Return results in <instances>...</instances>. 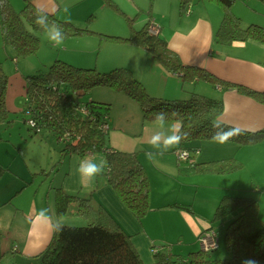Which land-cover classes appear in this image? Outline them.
<instances>
[{
    "label": "crops",
    "instance_id": "obj_1",
    "mask_svg": "<svg viewBox=\"0 0 264 264\" xmlns=\"http://www.w3.org/2000/svg\"><path fill=\"white\" fill-rule=\"evenodd\" d=\"M9 1L14 7L25 5V0ZM79 1L81 0H75L74 3ZM33 3L38 8L56 14L60 9L57 0H33ZM94 9V5H89L86 12L94 11ZM171 9L172 18L154 19L158 25L154 22L152 25L158 26L160 36H163L169 46L179 53L185 64L204 67L222 79L243 84L257 91H264V45L253 40L235 41L229 44L215 42L214 34L223 16L222 9L217 3L208 0L195 1L190 15L181 12L179 0L176 7L178 13ZM232 10L241 18L243 26L264 23V0H238ZM86 38L93 37L88 35ZM3 42L0 33V47H3L5 43ZM91 42L94 41L91 40ZM129 45L143 52L140 53L142 59L139 65H143L140 67L143 69L140 74H136L137 70L133 69V65V67L127 66L122 60L114 59L116 61L114 65L131 68L137 78L140 76L139 79H142L143 83L144 81L147 83V79L155 83L156 80L153 78L160 81L156 83V85H162L158 88L146 86L153 95L163 98L185 96L186 92L183 88L185 84L178 76L168 73L151 54L148 55L149 52L146 49ZM4 47L6 52L5 55L0 53V63L1 59H14L17 64L22 59L16 56L11 46L7 48V45H4ZM58 57L69 59L60 54ZM9 71L13 73L10 74ZM32 71L35 70L29 69L25 72L19 68L13 70L7 68L6 71L8 76L6 103L12 122L0 123V264H13L18 257L38 255L51 241L55 224L65 223L67 216L58 218L55 214V188L57 187L83 197L92 195L95 200L103 204L126 232L132 235L133 245L145 264H152L155 261L154 250L160 249L159 244L165 245L172 242L179 245L183 251L186 249L189 253L195 251V245L199 244V235L205 229L214 227L212 225L214 222L207 221V216L195 210L196 195L190 199L185 196L192 190L182 192L181 188L174 185V183L179 184L180 175L224 176L223 179L217 180L223 185L221 187L223 193L221 192L222 195L217 199L214 209L227 194L238 195L250 192L252 196L258 198L260 216L264 220V199H262L264 198L262 196L264 194V139L243 146L233 142L226 145L209 141L203 145L202 142L199 151L194 152L197 155L192 158V162L234 158L242 163V168L225 174H187L181 169L189 166L191 162L187 161L189 163L187 166H181L182 161H179L175 154V150L180 147L172 149L163 156H159V150L151 147V135L166 132L167 128L161 129L154 122H144L140 105L125 95L126 97L123 98L129 101L128 105L131 104L137 112L134 109H127L125 121L121 119L122 126L118 124L121 127L119 129L114 120L112 125L109 121L107 146L115 150L136 153L147 172L151 186V210L140 221L125 206L116 190L108 184L106 175L90 183L77 173V157L106 160L104 152H100L103 155L86 153L61 156L62 145L51 133L44 130L35 132L23 117L26 125L19 121L18 114L24 115L23 110L27 100L24 76ZM143 71L148 73L145 78L142 76ZM154 75L159 77H153ZM169 79L173 80L171 85H169ZM97 90L91 94L90 98L110 101L101 98L104 97L101 95L103 91L97 92ZM200 92L223 99L220 121L249 131L264 128V103L257 99L236 89L222 90L213 86L211 89L203 87ZM188 145L196 146L198 143L192 142ZM146 153L156 155L157 158L150 161ZM39 172L40 174H37ZM194 183L189 186L196 188L198 184L196 181ZM173 203L189 205L191 211L169 206ZM41 209H49L51 219L41 217L39 215Z\"/></svg>",
    "mask_w": 264,
    "mask_h": 264
},
{
    "label": "trees",
    "instance_id": "obj_2",
    "mask_svg": "<svg viewBox=\"0 0 264 264\" xmlns=\"http://www.w3.org/2000/svg\"><path fill=\"white\" fill-rule=\"evenodd\" d=\"M195 1L201 0H180L181 12L186 15L189 2L192 8ZM208 1L217 3L223 12L214 34L215 42L229 44L253 40L264 45V26L257 23L243 26L241 18L233 12L232 7L238 0ZM106 3L120 9L113 0H106ZM37 8L33 0H25V5L20 10L9 0H0L1 36L5 44L13 47L17 57L25 58L39 50L44 31L35 23ZM43 11L48 14L50 21L63 28L66 37L98 35L101 42H126L143 47L168 73L178 76L183 84L189 82L192 85L202 81L222 90L236 89L264 103V91L222 79L204 67L185 64L179 53L169 46L159 32H150L151 18L141 28L131 27L129 34L122 36L94 29L91 24L93 15L79 25L69 19H60L55 12ZM110 69L107 71L95 66L76 65L57 57L46 70L39 69L26 74L24 120L27 122L28 117L34 120L35 126L29 127L35 132L44 130L51 133L62 145L61 156L104 152L108 163L104 175L107 176L108 184L141 221L151 210V186L147 172L136 153L107 146L111 103L86 96L98 87L114 89L135 100L141 107L143 121L148 123L155 121L154 113L160 110L178 113L176 117L169 119L180 121L181 131L188 133L187 139L179 147L194 152L199 151L203 141L213 142L211 137L214 122L225 126L215 131L226 132V128L232 125L219 120L223 112V99L220 97L187 90L188 94L184 97L163 98L151 94L131 68L115 65ZM7 87L8 76L0 64V123L12 122L6 103ZM105 123L108 124L106 130L102 127ZM263 139L264 128L247 130L245 135L234 137L231 142L243 146ZM192 142H197L198 145H188ZM240 168L242 163L231 158L191 162L181 171L187 174H225ZM73 204L76 205L75 208ZM169 206L191 211L186 204L173 203ZM54 208L58 218L74 214L84 217L87 223L73 226L59 222L60 230L54 228L51 241L41 253L18 257L13 264H145L133 245L132 235L92 195L83 197L57 187ZM234 210L239 212L227 223L224 234L230 258L213 259L210 252L202 249L191 251L186 257H173L170 252L158 249L154 252L155 261L152 264H244L245 261L264 264V220L260 216L258 198L250 192L227 194L217 205L211 221L227 217Z\"/></svg>",
    "mask_w": 264,
    "mask_h": 264
},
{
    "label": "rangeland",
    "instance_id": "obj_3",
    "mask_svg": "<svg viewBox=\"0 0 264 264\" xmlns=\"http://www.w3.org/2000/svg\"><path fill=\"white\" fill-rule=\"evenodd\" d=\"M57 1H58V6H60L59 7L60 9L57 12V16L60 19H69L73 21L74 23L80 25V24H83L84 21L89 16L93 15L91 17L92 19L91 24L94 29L102 33L122 35V36L128 35L131 30V27H134L137 29L141 28L145 24V22L150 18V16H151L152 22H154L156 25H158V23L155 22L154 19L158 18L160 20L162 18H165V19L172 18L171 8H173L174 12H176V7L178 5V0H113L116 4H118V7L120 8L118 10L108 5L106 3V0H81L78 3H74L75 0H57ZM101 1L103 4L101 3ZM89 5H94V8H95L94 11L86 12V9H88ZM15 8L17 10H20L22 7H20L19 5H16ZM176 13H178V11ZM66 15L70 16L72 19L67 17ZM261 25L264 26V23H262ZM102 30H106V31H102ZM90 36L93 38H86L88 37V35H86V37L85 36H69V37H66L62 45L57 47L53 42H50L48 36L45 33H43L40 39L39 50L36 54L20 59L19 62H17V64L14 59H1L0 64L5 73L7 71V68L8 70L19 68V69L24 70L25 72L29 69H32L35 71L40 69L44 71L48 68V66L52 64V62L60 54V56H65L69 58V59H63V60H68L70 62L72 61L74 62L73 64H76V65L82 64V66H92V67L95 66L99 69L107 70V71H110L111 70L110 68H112V66H115L114 64H116L115 63L116 61L114 59L124 61V63L127 66L133 65L135 67L134 68L132 66L133 69L137 70L136 74L137 73L140 74V71L143 70V69H140V67H142L143 65H139V61L140 59H142V57L140 56V53H143L141 52V50L140 52L135 50L137 48L131 47V45H129L130 43L111 42L108 40L101 42L100 37L98 35H90ZM161 37L163 38V36ZM83 38H85L86 40L84 41L80 40ZM91 40L94 42H91ZM4 45H7V48L10 46L9 44L4 43L3 47H0V53H2L3 55H5V52H6ZM148 55H150V53ZM80 62H84V63L80 64ZM9 72L10 74L13 73L11 71ZM142 76L143 78H145V76H148V73L143 71ZM153 77H159V75H154ZM153 79L156 80L155 83L148 79L146 81L147 83H145L144 81L145 86L149 87V85H151V87L153 88H158L162 86V85H156V83H159L160 81H158L155 78ZM139 80L141 81L142 79H139ZM172 83H173V80L169 79V85H171ZM181 86H182V83H181ZM203 87L211 89L212 86H210V84L208 83L200 81V82H195V84L193 85L189 84V82H186L183 88L185 89V92L187 90H193V91L201 93L200 89ZM96 89H98L97 92L103 91L101 95H103L104 97H101V98L108 99L110 100L108 102H111V109H110L111 125L114 120V122L117 123L118 129L121 128L120 125L118 124H121L122 126L121 119H124L126 117L127 109L132 110L134 109V107L131 104L128 105L129 101L123 98V97H126L125 94L123 93L120 94V92H117L114 89L106 88V87H98ZM96 89L92 90L91 93L86 97L90 98L92 96L91 94L94 93ZM147 90L150 91L149 88H147ZM186 94L188 93L186 92ZM207 96H211V95H207ZM130 99L131 101L136 102L132 98ZM99 100H104V99H99ZM134 111L136 110L134 109ZM18 116H20L19 121L21 123L23 122V125L24 124L26 125V123H24L23 121L24 115L22 116L21 114H18ZM206 142L207 141H203V145L206 144ZM97 155H103V154H100V152H98ZM195 155H197V153H193L192 158ZM188 164L189 163H187V161L181 162V166H187ZM211 177H214V178H211ZM223 178L224 176H206L204 174L180 175L179 184L177 185L176 183H174V185L177 188L178 187L181 188L182 192L187 191V190H190V191L192 190L190 193H188L185 196L188 197L187 199H190L192 198L193 195H196V199L194 201V208L197 212L202 213L203 215L207 216L208 219L207 217L206 219L208 221V220H212V218L214 217V213H215L214 208H215L216 201L218 198H220V196L223 193L222 188H221L223 185L218 183L217 180L223 179ZM195 181L198 184L196 188L195 186H192V187L191 185L189 186V184H193ZM262 196H264V194ZM73 206L74 208L76 207L75 204H73ZM73 206H71V208H73ZM238 212H239L238 210H234V212H232L227 217H223L222 219H219L212 224L214 225L215 229H217L218 231L220 244H219L218 249L210 252L211 258L227 259L231 257V253L228 250L225 240H224V234H225L227 223ZM64 222L65 224L73 225V226H83V225H86L87 223L84 217L77 216L74 214H68L67 220ZM195 246H196V249L194 250L200 249V244L195 245ZM158 248H160L161 250L170 252L171 254H174L173 257H178V255H180L181 257H184V256L186 257L189 255L188 249L183 251L181 250L179 245H177L176 243H172V242H170L169 244H165L164 246L159 244Z\"/></svg>",
    "mask_w": 264,
    "mask_h": 264
},
{
    "label": "clouds",
    "instance_id": "obj_4",
    "mask_svg": "<svg viewBox=\"0 0 264 264\" xmlns=\"http://www.w3.org/2000/svg\"><path fill=\"white\" fill-rule=\"evenodd\" d=\"M35 23L48 36L50 42H53L57 47L63 44L66 39L63 28L54 21H50L48 14L40 8H37L35 12ZM177 115L178 113L176 112H166L164 110L154 113V123L161 129L167 128L166 132L155 133L150 137L151 147L159 150V156H163L172 149L178 148L181 142L188 137L186 131H181L180 121H170V117L174 118ZM212 127L214 132L211 138L213 142L220 145L230 143L234 137L245 135L247 131L240 126L227 127L226 132L215 131L216 129L225 128L220 122H214ZM146 156L150 161L157 158L156 155L150 153H146ZM76 159L78 163V167L76 168L77 173L82 179H86L90 183H94L98 178H101L108 168L107 161L103 159L95 160L88 157L84 159L77 157ZM39 215L45 219H51L49 216V209H41ZM54 227L57 231L60 230L59 222H57ZM244 264H254V262L245 261Z\"/></svg>",
    "mask_w": 264,
    "mask_h": 264
},
{
    "label": "built area",
    "instance_id": "obj_5",
    "mask_svg": "<svg viewBox=\"0 0 264 264\" xmlns=\"http://www.w3.org/2000/svg\"><path fill=\"white\" fill-rule=\"evenodd\" d=\"M191 12V2H189L186 15H190ZM150 32L153 34H156L159 32V28L156 25H152L150 28ZM27 124L31 127L35 126V122L31 117L27 118ZM103 129H108V124L105 123L102 125ZM194 151H190L184 148H178L175 150V154L177 156V159L179 161H188L192 162V155ZM198 242L201 246V249L205 252H211L219 248L220 239L218 235V231L214 227H209L205 229L198 237ZM157 251V249L154 250V252Z\"/></svg>",
    "mask_w": 264,
    "mask_h": 264
}]
</instances>
